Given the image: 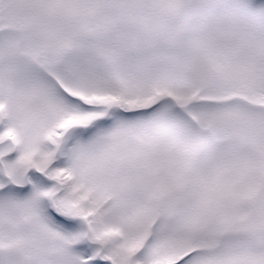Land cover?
<instances>
[{
	"label": "snow or ice",
	"instance_id": "1",
	"mask_svg": "<svg viewBox=\"0 0 264 264\" xmlns=\"http://www.w3.org/2000/svg\"><path fill=\"white\" fill-rule=\"evenodd\" d=\"M0 264H264V0H0Z\"/></svg>",
	"mask_w": 264,
	"mask_h": 264
}]
</instances>
